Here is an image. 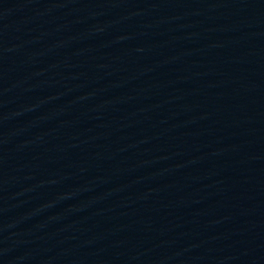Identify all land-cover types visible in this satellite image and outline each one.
Instances as JSON below:
<instances>
[{"label":"water","instance_id":"95a60500","mask_svg":"<svg viewBox=\"0 0 264 264\" xmlns=\"http://www.w3.org/2000/svg\"><path fill=\"white\" fill-rule=\"evenodd\" d=\"M0 264H264V0H0Z\"/></svg>","mask_w":264,"mask_h":264}]
</instances>
